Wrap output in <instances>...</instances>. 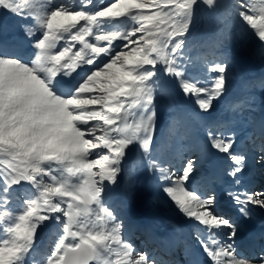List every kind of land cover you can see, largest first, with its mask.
Here are the masks:
<instances>
[{"label":"snow or ice","instance_id":"6c2138e0","mask_svg":"<svg viewBox=\"0 0 264 264\" xmlns=\"http://www.w3.org/2000/svg\"><path fill=\"white\" fill-rule=\"evenodd\" d=\"M201 5L223 9L264 47V0H81L75 6L0 0V10L22 22L32 49L26 54L20 43L0 39V264H28L48 221L62 234L46 259L32 264H162L137 251L124 222L105 206L108 185L117 183L134 151L136 163L195 222L199 247L188 264H264V247L254 258L240 256L239 226L215 209L218 184L233 186L225 195L244 217L252 206L264 209V191L244 185L249 153L238 150L230 125L213 116L214 102L227 91V63L203 60L206 74L190 73L196 61L187 54V34ZM122 22L128 23L110 27ZM5 29L0 22V34ZM170 81L204 114L197 123L205 147L230 161L199 184L192 183L196 160L178 169L175 155L165 158L155 143L157 100L171 95ZM193 119L178 112L173 124ZM255 136L249 137L254 158L264 165V121Z\"/></svg>","mask_w":264,"mask_h":264},{"label":"rangeland","instance_id":"374dc122","mask_svg":"<svg viewBox=\"0 0 264 264\" xmlns=\"http://www.w3.org/2000/svg\"><path fill=\"white\" fill-rule=\"evenodd\" d=\"M59 2L64 3L66 6H75L81 3V0H59ZM223 2L226 3L227 0H223ZM229 21L223 9L212 11L201 5L197 9L194 22L190 25L186 43L188 50L194 48L195 55L202 52V46H209L213 43H221L224 46L221 54L227 56L232 73L234 74V71L237 73L228 82L227 91L223 98L214 102L215 112L213 116L230 125L232 130L236 132L238 141L244 143V147H238V150L249 153L250 150L253 151L249 137L256 138L257 126L264 121V53L262 54L264 47L251 32H242L235 24H233L232 31L230 33L228 31L229 34H227ZM0 22L6 25L5 31L0 34V39L8 43L18 42L22 45L26 54H31V46L21 29L22 22L16 16L3 10H0ZM127 23L122 22V24H115L110 27L120 28L126 26ZM87 39L93 41L94 38L88 37ZM133 39H136V37H133ZM63 43L61 41V45ZM79 47L80 45L77 44L73 50H78ZM199 76L203 75L199 73ZM239 76L240 78H238ZM169 85L171 95H163L157 100L158 118L155 143L158 152L165 158H171L175 155L177 161L175 166L178 169L188 159L196 160L198 172L192 183L199 184L202 178L211 172L225 171L230 161L227 160L224 154L218 153L214 149L216 155L220 157L219 161L211 163L202 160L198 150L200 145H205V140L197 122L204 114L199 112L198 106L193 101L195 100L194 97L185 96L174 81H170ZM178 112L191 115L194 118L193 122L190 125L184 123L174 125V116ZM193 132L198 139L195 143L193 142ZM159 134H162L163 140L158 141L157 135ZM257 142H259L258 139ZM174 149L176 152L171 155L170 153ZM137 156L138 153L136 152L135 159L125 163V170L119 175L117 183L108 185L105 192V206L113 209L119 219L124 222L125 237L134 244L137 251L154 255L162 264H188L189 252L199 247L193 236L196 228L195 222L192 221L187 226L188 218L179 212L174 202L162 191L159 183H156V176L136 163ZM249 156L255 157L254 151L250 152ZM250 163H252V160ZM254 163L255 165L251 171L253 183L246 187L252 191H264V165L257 163L256 159ZM220 185H223L226 189L233 187L230 184H218L216 188ZM31 190L30 185L24 186V191ZM118 202L123 205L116 206L115 203ZM216 212L220 214L219 210H216ZM224 216L230 218L229 215ZM144 220H149V226L141 229L136 234L137 231L132 229L139 227ZM3 223L0 221V225H3ZM179 223L188 227L192 235L188 238V242L181 240L183 242L180 244L184 246L179 245L180 247H177L182 260L178 262L161 261L159 248L154 239L150 240L151 235L153 233H164V231L176 233ZM61 234L62 228L55 221L45 222V226L38 230L37 244L28 259V264H32L33 259L37 261L46 259ZM160 235L159 238L161 239L163 235ZM3 238H5V234L0 230V239Z\"/></svg>","mask_w":264,"mask_h":264},{"label":"bare ground","instance_id":"6f19581e","mask_svg":"<svg viewBox=\"0 0 264 264\" xmlns=\"http://www.w3.org/2000/svg\"><path fill=\"white\" fill-rule=\"evenodd\" d=\"M161 135L162 134L157 135V139H159L158 141L163 140ZM197 141H198L197 135L193 132V142L195 143ZM238 147H244V143L240 140L238 141ZM175 152L176 150L174 149L170 154L173 155ZM250 152H253V151L250 150L249 153ZM198 154L201 156L202 160L208 161L211 163L214 161L220 160V157L216 155L213 149L206 148L205 145L203 144L199 146ZM251 160H252V163H250ZM254 161H255V158L249 156L248 172L246 174L245 181H244L245 186H248L249 184L253 183V181L251 180V177H252L251 171H252V167L255 165ZM156 183H158V180ZM225 191H226V188L223 187V185H220L218 186V188L215 189V194L217 196V202H216L215 209L219 210L220 215L222 214L223 216L225 214L226 209H231L232 211H234L233 215L229 217L232 221H234L239 226L238 236L236 237V240H235V247L237 251L240 252L239 244L241 243V241L245 240L249 236L250 233L258 231V229H261L262 227L261 225L264 223V210L260 209L258 206H252L250 208L249 216L244 217L239 213L237 206L234 205L233 202L227 196H225ZM115 205L118 206V205H123V204L118 202V203H115ZM149 223H150L149 220H144V222H142V224L139 227L135 229L133 228L132 230L137 231L136 234H138L141 229L147 228L149 226ZM190 223H192V221L188 220L187 226ZM177 226L178 228H177L176 233L169 232V231H164V233H153L151 235L150 240H153V239L157 240L159 238V235L162 234L163 235L162 240H163V244L165 245V247H167V249L175 248L174 250L175 252L176 246L177 247L179 246L178 244L179 241L184 240V242H188L189 240L188 238L192 236L191 230H189L188 227L183 226L181 223H179ZM255 227H258V228H255ZM172 259L174 260L175 258H172Z\"/></svg>","mask_w":264,"mask_h":264},{"label":"trees","instance_id":"16d2710c","mask_svg":"<svg viewBox=\"0 0 264 264\" xmlns=\"http://www.w3.org/2000/svg\"><path fill=\"white\" fill-rule=\"evenodd\" d=\"M73 3V2H72ZM229 25H227V34H229L232 31L233 28V24L230 21L228 22ZM229 31V33H228ZM230 38V36H229ZM223 45L221 43H217V44H211L209 46H202V52L200 54L195 55V51L194 48H191L190 50H188L187 54L190 58H192L193 60L196 61V63L194 65H190L189 66V70L192 76H199V73L202 74L203 76L206 74L204 71V63L203 60H207L208 63H213V62H217V57H223V59L225 60V62L227 63V84L228 82L233 78V75L235 73H237L236 71H234V74L231 71V66L228 62L227 56L222 55L221 52L219 54H217L216 50H222L223 49ZM262 54L264 53V50H262ZM215 53V55H214ZM264 55V54H263ZM197 58H202L200 60H197ZM233 68V66H232ZM240 78V76L238 77ZM195 102V100H193Z\"/></svg>","mask_w":264,"mask_h":264},{"label":"water","instance_id":"95a60500","mask_svg":"<svg viewBox=\"0 0 264 264\" xmlns=\"http://www.w3.org/2000/svg\"><path fill=\"white\" fill-rule=\"evenodd\" d=\"M135 155H136V152L134 151V152L129 156L128 161L133 160L134 157H135Z\"/></svg>","mask_w":264,"mask_h":264}]
</instances>
